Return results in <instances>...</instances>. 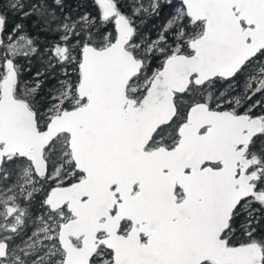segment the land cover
<instances>
[{"label":"snow or ice","instance_id":"obj_1","mask_svg":"<svg viewBox=\"0 0 264 264\" xmlns=\"http://www.w3.org/2000/svg\"><path fill=\"white\" fill-rule=\"evenodd\" d=\"M0 264H264V0H0Z\"/></svg>","mask_w":264,"mask_h":264}]
</instances>
